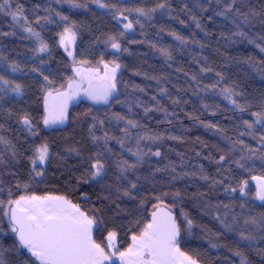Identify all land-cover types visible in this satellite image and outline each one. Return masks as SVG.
<instances>
[{"label":"trees","instance_id":"1","mask_svg":"<svg viewBox=\"0 0 264 264\" xmlns=\"http://www.w3.org/2000/svg\"><path fill=\"white\" fill-rule=\"evenodd\" d=\"M73 2L81 6L74 8L67 0H13L12 10L21 5L27 17L19 22L0 12V48L23 73L22 98L0 109V137L8 141L0 143V156L8 162L0 167L4 184L0 200L9 199L8 189L11 199L27 194L63 195L91 216L102 218L95 234L98 244L104 245L108 233L114 231L123 247L149 223L153 208L165 205L176 214L182 249L199 263L241 264L243 258L247 264H264V255L256 250L264 248V241L250 247L239 239V229L259 235L254 225H245L243 220L264 212V202L254 196L260 182L253 179H264V161L241 160L251 154L249 149L257 156L264 152L259 139L264 126L255 125L253 136L245 124L255 121L253 112L264 110V28L258 23L253 27L234 22L231 13L218 14L224 13L230 0H101L107 5L103 8L95 0ZM262 2L252 0L257 8ZM136 9H143L145 15ZM57 12L75 24V39L67 46L60 44V34L68 22L61 21ZM129 21L132 29H125ZM27 27L39 37L30 35ZM241 31L246 35H237ZM109 37H116L120 51L111 47ZM41 41L48 45V52L37 54ZM113 62L120 68L116 94L108 104L81 103L71 108L65 126L42 128L47 90L65 87L73 64L99 67ZM45 75L51 85L43 79ZM25 115L36 135L21 123ZM117 115L124 119H116ZM93 116L103 120V125L92 128ZM128 120L136 126L128 125ZM93 133L102 139L93 140ZM105 134L110 137L106 148ZM44 143L49 146V161L41 166L45 174L33 180L30 159ZM137 150L160 151L161 156H144L128 173L134 182L136 176L141 178L131 199L116 191L122 183L116 179V165L136 163L132 153ZM97 152L106 164L103 183L89 176ZM221 155L226 159L217 163ZM233 159L246 167L240 168ZM157 168L168 170L157 172ZM177 173L182 178L172 179ZM153 174L154 179H146ZM217 180L223 183L211 187ZM244 181L247 190L242 196L239 188ZM176 192L179 197L173 195ZM5 208L0 209V260L20 264L23 258L32 264L10 232ZM226 213L227 222L233 215L239 220L232 232L217 219H224ZM185 216L193 222L190 231ZM210 242L218 246L213 248Z\"/></svg>","mask_w":264,"mask_h":264},{"label":"snow or ice","instance_id":"2","mask_svg":"<svg viewBox=\"0 0 264 264\" xmlns=\"http://www.w3.org/2000/svg\"><path fill=\"white\" fill-rule=\"evenodd\" d=\"M67 2L72 7H80L81 5L76 4L73 0H67ZM95 2L101 7H106L107 5L101 3V0H95ZM219 2V0H218ZM13 0H0V12H5L6 15H11L13 21L19 22L21 19L27 20L24 14L23 7L21 5H15V10H12ZM160 8H164V4L159 5ZM140 15H145L143 9H136ZM154 11V10H153ZM231 13L234 17V22L239 21L245 26H255L257 23L264 28V2L261 3L260 7L257 8L252 0H230V3L225 8V14ZM61 21L68 22L64 26L63 33L60 34V44L65 45L68 42H72L75 39V33L73 28L75 27L74 22H70L67 16L61 15L57 12ZM127 19V17H123ZM40 20L37 19L36 23ZM49 22H51L49 20ZM132 22L124 24L125 29H132ZM199 27V24H197ZM239 27V25H238ZM30 35L39 37V33L35 32L31 27L25 29ZM124 33H120L122 36ZM3 35H9V33H3ZM237 35L245 36L246 34L241 31ZM180 39V37H177ZM111 41V47L117 51H120L121 45L116 42V37H109ZM37 54H43L48 52V45L41 41L39 48L36 50ZM264 51V48H261ZM71 55V53H69ZM43 63V61H41ZM81 63H87V61H81ZM105 75L102 79L106 81L103 84H94L91 76H85L82 69L77 67L75 72L77 76H80V81L76 83L75 88L73 83L69 82L66 87L67 91H60L56 89V95L53 96V91L47 90V96L45 97V108L47 115L43 119V124L46 127H51L57 124H63L67 119V107L70 100L80 95L81 89H83L84 95L92 100L94 103L108 104L110 98L116 92V72L120 68V64L113 62V66L109 68L108 64H104ZM13 71L17 70V65H12ZM39 69L33 68L34 72ZM110 73V74H109ZM42 74V73H41ZM3 78L0 77V80ZM43 79L47 81L48 85L53 82L48 76H44ZM85 80L87 84L85 86ZM8 83V81H4ZM17 95H22L21 85L16 84L12 89ZM142 91V89H141ZM230 91V90H229ZM54 101L53 102H50ZM119 102V100H117ZM236 104V101H232ZM241 111L245 109L240 105H237ZM253 116L256 117L255 121L249 123L245 121L248 129L253 130L251 135L255 136L254 126L262 125L264 126V110L253 112ZM116 119L123 120V116H115ZM92 120L95 123L92 124V128L96 127V124L103 125L104 121L93 116ZM21 123L25 126L29 133L36 135L33 131V125L31 120L27 115H25ZM128 125L135 127L136 124L132 120L127 121ZM264 130V128H262ZM127 131V128L125 129ZM243 134V133H242ZM93 140L99 141L101 137L92 135ZM160 137H145V139H159ZM105 141V148L107 147V141L110 137L105 134L103 137ZM175 139V137H173ZM262 144H264V135L259 137ZM0 143H8L3 137H0ZM139 143V142H138ZM71 151H77L76 149H71ZM251 153L248 157H241V160H254L259 159L264 161V152H260L257 156L256 153L249 149ZM78 154V152H77ZM137 157L136 163H128L127 161L118 162L116 167L119 171V175L116 177L119 183L116 186V191L122 193L123 196L135 199L133 195V190L137 188L138 181L141 179L136 176L135 182L128 177L129 172H133L137 165L143 162V157L146 155H152L156 157L161 156L160 151L155 152H142L137 150L132 153ZM17 153L12 152V156L15 157ZM97 159L91 162L89 176L92 180H99L103 183L104 179L107 177L106 164L102 161L99 156L101 155L97 152ZM49 146L44 143L35 149L34 156L30 159L31 164V177L35 180L38 176H43L46 169L41 167L49 161ZM226 157L221 155L217 163H222ZM233 163L237 164L240 168H245L246 165L241 163L239 160L233 159ZM6 163L3 156H0V167H3ZM168 169L171 172H176L174 166L169 165ZM168 169L157 168V172L166 171ZM183 175H188L184 173ZM182 178L180 173H177L172 179ZM202 179L207 180L208 177L202 175ZM146 179H154V174L150 175ZM253 179L259 181V190L256 193V199L264 202V179L258 176H254ZM87 182V180L85 181ZM223 181L217 180L211 185L215 187L217 184H221ZM17 188L21 187L20 184L16 185ZM23 187H27L24 185ZM247 187V181H244L239 188L240 194L245 195V188ZM4 191L3 181L0 180V192ZM225 191L236 192V188H226ZM175 197H179L180 193L176 192L173 194ZM203 195V194H201ZM9 199L0 200V209H4L7 206V211H4V215L8 217V223L10 231L16 235L18 239L19 246L27 249L31 254L29 260L35 257V261L32 264H105V261L111 260L116 252L106 253L105 249L101 247L100 244L96 243L92 238L93 226L98 222L102 223V218L97 216L89 217L87 214L82 212L76 205L71 204L69 201L64 200L60 197L51 196H35V195H21L18 199H11L12 191L8 189ZM119 198V197H118ZM105 199H108L105 197ZM114 203V201H113ZM119 208V205H116ZM227 208L228 205H225ZM244 206L241 205V208ZM159 214L154 212L152 216V221L148 223L143 231L140 232L139 236L133 235L131 237L133 244L126 251L119 252V257L121 258V264H173V258L176 254L183 256V253L179 252L178 248V237L180 235V227L176 222V219L172 217L171 214H166L163 217H159ZM220 223L228 231L232 232L233 225L239 223L237 216L233 215L231 222H227V213L225 218L221 219ZM185 221L187 223L188 230L190 231L193 222L185 216ZM245 225H254L256 229L259 230V235L252 234L249 230L248 234H245L244 229H239V239L240 241L246 242L250 247H255L257 241H264V212H261L258 217H248L243 220ZM116 232L112 231L108 233V241H112L116 237ZM211 243V242H210ZM218 245L211 243V247L216 248ZM108 247H111L109 244ZM258 254L264 255V248L256 249ZM241 255L239 251L236 253ZM189 264H196L192 261L190 257H184ZM0 264L3 261L0 260ZM20 264H28V261L21 258ZM115 264V262H113ZM241 264H247V261L242 258Z\"/></svg>","mask_w":264,"mask_h":264},{"label":"rangeland","instance_id":"3","mask_svg":"<svg viewBox=\"0 0 264 264\" xmlns=\"http://www.w3.org/2000/svg\"><path fill=\"white\" fill-rule=\"evenodd\" d=\"M67 46V43L65 44ZM71 46V45H70ZM104 64H108L109 68H111L113 66V64L110 63H102L99 67H90V66H80L78 64H73L71 66L72 70H73V75L72 78L69 80V82L73 83V87L75 88L76 83L80 81V76L76 75L75 72V67L79 66V68L82 69V72L85 76H91V78L93 79L94 83H103L106 82L104 79H102L105 75V68H104ZM12 65H15L11 59L9 58V56L7 55L6 51L2 48H0V77H2L3 79L0 80V109L10 103H13L17 100H20L23 96L22 95H17L15 92L12 91V89L15 87L16 84H19V82L21 81L22 77H23V73L22 71L17 67L16 71H13L12 69ZM77 68V67H76ZM110 74V73H109ZM117 76H118V71L116 72V80H117ZM4 81H8V83H4ZM67 82V84L69 83ZM85 86L87 84V80H85ZM66 84V85H67ZM63 87L62 89H59L60 91H67V87ZM116 92L113 94V97L115 96ZM56 95V91L53 90V96ZM113 99V98H112ZM53 102L54 101H51ZM110 102V100H109ZM81 103H89V104H94V102L90 99H88L83 92V89H81L80 91V95L76 96L75 98H73L72 100L69 101L68 103V107H67V119L65 120V122L63 124H57L51 127H46L43 124V119L45 118V116L47 115L46 112V108H45V102H44V107H43V116H42V128L44 130H53V129H57V128H61L63 126H65L68 122V115L69 112L71 110V108H73L74 106H77ZM133 158H136V156H133ZM247 189H245L246 191ZM259 190V184L255 187V199H256V193ZM27 195H35V196H41V197H45V196H51V197H64L67 201H69L71 204L76 205L82 212H84L85 214H87L89 217H92L87 211L83 210L81 208V206H79L78 204L73 203V201H71L70 199H68L67 197L63 196V195H59V194H27ZM18 199V198H17ZM258 202H262L258 199H256ZM163 206V205H162ZM161 207L160 205L156 206L155 208H153V212L157 209ZM5 211H7V206L5 208ZM173 211V210H172ZM6 221L8 222V217L5 216ZM9 225V223H8ZM179 225V224H178ZM180 227V226H179ZM96 229H97V224L93 226L92 229V238L93 240L96 242L95 239V234H96ZM143 231V230H142ZM141 231V232H142ZM11 232V231H10ZM180 232H181V238H179L178 240V248H179V252L183 253V256H180L179 254H176L173 258V264H181V263H187L188 261L185 260L184 257H190L192 261H195L196 264H201L199 263V261L197 259H195L194 257L190 256L189 254H187L183 249H182V242H183V236H182V231L180 228ZM12 233V232H11ZM140 234V233H139ZM139 234L137 236H139ZM13 237H14V233H12ZM108 237V235H107ZM105 239V244L101 245V247H103L105 249L106 253H112V252H116V255L113 256L111 258V260L109 261H105V264H113V262H115V264H121V259L119 257V251L117 249V241H118V237L116 235V237L112 240V241H108V239ZM15 239V238H14ZM16 241V240H15ZM97 243V242H96ZM130 246H132L133 241L131 240L130 242ZM18 244V243H17ZM111 245V247H108V245ZM18 248L21 251V248L18 244ZM22 252V251H21ZM28 258L30 257V253L27 251L23 252ZM35 257H32L30 262L32 263V261H35ZM36 264H39L38 261H36Z\"/></svg>","mask_w":264,"mask_h":264},{"label":"water","instance_id":"4","mask_svg":"<svg viewBox=\"0 0 264 264\" xmlns=\"http://www.w3.org/2000/svg\"><path fill=\"white\" fill-rule=\"evenodd\" d=\"M103 83H106V82H103ZM103 83H94V84H103ZM112 98H113V96H112L110 99H112ZM62 199L66 200L64 197H62ZM154 212L158 213V214H159V217H163V216H165L166 214H171L172 217L175 218V215H174L172 209L169 208L168 206H165V205H163V206L157 208ZM154 212H153V213H154ZM152 216H153V214H152ZM152 216H151V219H152ZM159 217H158V218H159ZM180 235H181V232H180ZM180 235H179V237H178L177 239L180 238ZM14 238H15L16 242L19 244L18 239L16 238V235H15V234H14ZM20 248H21V251H22V252H25V251H26V249H24V248H22V247H20Z\"/></svg>","mask_w":264,"mask_h":264},{"label":"flooded vegetation","instance_id":"5","mask_svg":"<svg viewBox=\"0 0 264 264\" xmlns=\"http://www.w3.org/2000/svg\"><path fill=\"white\" fill-rule=\"evenodd\" d=\"M173 213H174V215H175V219H176V222H177V224H178V221H177V218H176V214H175V212L173 211ZM152 214H153V212L151 213V215H150V220H149V223L152 221V219H151V216H152ZM180 238H181V235H180ZM180 240V239H179ZM178 240V241H179ZM130 244L131 243H129L127 246H120L119 245V243H118V241H117V249H118V251L119 252H121V251H126L128 248H129V246H130ZM121 259V258H120ZM181 264H189V262H187V263H181Z\"/></svg>","mask_w":264,"mask_h":264}]
</instances>
